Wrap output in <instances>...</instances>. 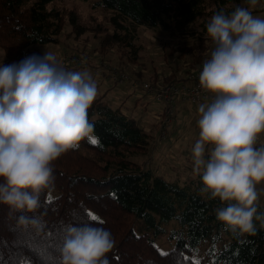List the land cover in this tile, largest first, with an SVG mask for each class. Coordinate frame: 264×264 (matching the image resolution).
Returning <instances> with one entry per match:
<instances>
[{
	"label": "trees",
	"instance_id": "16d2710c",
	"mask_svg": "<svg viewBox=\"0 0 264 264\" xmlns=\"http://www.w3.org/2000/svg\"><path fill=\"white\" fill-rule=\"evenodd\" d=\"M54 1L0 0V46L7 56L5 65L28 57L27 47L32 43L60 42L66 17L75 38L91 27L81 23L75 10L51 5ZM90 1L107 11L106 21L90 28L98 44L93 48L102 59L113 48L119 58L142 63L138 27L161 26L172 36L186 37L185 44L171 48L170 53L178 51V59L188 60V66L204 62L206 41L215 47L207 33L213 15H230L236 7H249L247 0ZM262 6L264 0L250 10L262 11ZM79 42L76 40V47ZM72 67L68 70L84 68L79 63ZM156 75L155 70L153 79ZM186 79L188 75L178 76L174 70L165 76L167 82ZM99 91L88 110L94 126L92 136L99 144L86 138L78 149L53 162V179L42 190L35 212H15L0 202V264H59L58 250L66 226L86 222L111 232L115 246L106 254L109 264H195L203 240L207 241L204 253L209 264H264V224L254 219L256 231L249 234L217 219L215 210L228 202L201 192L203 184L193 172L191 150L184 149L192 168L184 183L136 160L137 154L150 151L152 130L121 106L108 102L105 92ZM256 207L257 214H264V205L256 201ZM85 210L103 223L89 220ZM22 214L39 218L41 230L21 227L17 219ZM165 232L176 242L162 251L156 237Z\"/></svg>",
	"mask_w": 264,
	"mask_h": 264
},
{
	"label": "clouds",
	"instance_id": "9594fccd",
	"mask_svg": "<svg viewBox=\"0 0 264 264\" xmlns=\"http://www.w3.org/2000/svg\"><path fill=\"white\" fill-rule=\"evenodd\" d=\"M260 0L218 12L207 24L215 47L202 66L199 82L215 98L198 107L199 138L192 147L193 172L201 192L228 202L215 210L219 221L254 234L256 185L264 182V19L254 17ZM98 95L91 74L65 69L53 52L32 54L0 65V202L20 213L35 212L40 194L53 179V162L92 137L88 110ZM235 201V203H231ZM18 224L40 231L35 216ZM115 246L111 232L90 222L67 225L59 264H109Z\"/></svg>",
	"mask_w": 264,
	"mask_h": 264
},
{
	"label": "rangeland",
	"instance_id": "374dc122",
	"mask_svg": "<svg viewBox=\"0 0 264 264\" xmlns=\"http://www.w3.org/2000/svg\"><path fill=\"white\" fill-rule=\"evenodd\" d=\"M92 4L93 2L90 0H55L51 5L63 8L66 11L75 10L82 24L93 27L98 22L106 21L107 11ZM90 28L85 33L79 36L76 35L75 38L73 26L69 23V18L66 17L60 42L32 43L27 47V52L29 56L32 54L43 55L45 51L53 52L59 61H61L64 55L75 53L78 58V63L84 66V68L80 67L78 70L88 71L92 78H94L93 73L95 70H98L100 73L104 72L102 71L103 66L96 68V66L102 65L101 60L106 61L111 66L122 67L125 71L124 73L128 75V78L122 83L107 79L108 88L111 87L112 89L106 90L105 98L108 102H114L115 105L121 106L124 112L134 116L139 124L152 130L150 151L145 154H137L135 159L143 163L146 167L165 171L164 173L172 179H177L182 183L186 182L189 179L190 169L192 168L189 167L190 162L184 157L188 154L184 150V144L186 145V149L189 150L196 142V140L195 142L193 140L194 137L199 138L200 130L197 124L199 118L194 117L193 121L189 122L183 128L180 127L181 132L175 136V138H179L177 141L174 139L172 141L171 139L165 141L167 135L165 137L159 136L162 102L153 99L142 87L145 81L151 80L155 70L165 74L171 68L174 69L177 66H184L183 61L177 58L178 51L172 54L170 53V49H176L178 45L182 46L181 44H185L186 37L172 36L161 26L154 28L140 25L138 27V40L142 45L143 62L133 63L125 58H119L113 48L102 59L93 48L97 44V40ZM74 38L80 41L79 47H76L77 43ZM88 39L91 43H88L89 45L87 44V47L84 48L86 46L85 42H89ZM208 41L205 42L206 46L209 43ZM6 60L7 56L0 46V65H5ZM99 85V89L107 88L106 85ZM111 90L115 92V96L111 93ZM158 107H160V112H158ZM173 122L174 120L172 119L171 123ZM157 124H159L158 131L155 130V127L153 129V126ZM171 126L169 125L168 129ZM262 141H264V132L258 134V147L264 146ZM157 143L160 146L157 145L158 147H156ZM190 155L192 156V154ZM256 188L258 192L257 203L262 206L264 205V182L257 184ZM171 225L172 223H170L169 227ZM175 242V239L169 237L168 232L156 237V244L162 251L173 247ZM206 244L207 241L203 240L199 251L195 254V258L200 264H209V258L204 253V246Z\"/></svg>",
	"mask_w": 264,
	"mask_h": 264
},
{
	"label": "built area",
	"instance_id": "2783aa9c",
	"mask_svg": "<svg viewBox=\"0 0 264 264\" xmlns=\"http://www.w3.org/2000/svg\"><path fill=\"white\" fill-rule=\"evenodd\" d=\"M65 56V57H64ZM60 61L65 69H71L72 66L78 65V58L74 53L64 55ZM102 71H109L113 73V77L120 83L128 78L124 70L121 71L118 67L108 66L102 62ZM101 68V67H99ZM202 69L193 70L188 74V80L184 82H166L162 77L156 81H145L142 85L146 93H149L153 99L162 102L161 112V127L159 136L165 137L167 128L172 125L173 113L177 102H188L190 104H197L209 92L201 87L199 82V75Z\"/></svg>",
	"mask_w": 264,
	"mask_h": 264
},
{
	"label": "crops",
	"instance_id": "0c3cea01",
	"mask_svg": "<svg viewBox=\"0 0 264 264\" xmlns=\"http://www.w3.org/2000/svg\"><path fill=\"white\" fill-rule=\"evenodd\" d=\"M262 8H263L262 11L253 12L252 15L254 17H258V18L264 19V6H262ZM208 42L210 43V41H208ZM209 43L206 46L207 57L204 60V62L207 59L210 58V54H211V52L214 49L213 47H211L209 45ZM182 61H183V65L184 66H182V67L181 66H177V68H174V69L171 68L165 74L164 73H161L160 71H157V75H156V77L154 79H153V76H154V73H153V75L151 77L152 78V82L158 80L161 77L165 80V76L167 74H170L173 70L176 71V74L178 76L184 75V76L187 77V75L191 72V70L193 71V70H197V69L202 68L203 63H204L203 62L200 66H188V64H189V61L188 60H185L184 59ZM101 62L107 63L106 61H103V60H101ZM97 68H99V67H97ZM119 68L120 69H123L122 67H119ZM93 77H94L93 78L94 81L96 79V81L99 84L106 85V87H107V88L104 87L103 89H99L100 88L99 87L100 85L95 81V83L97 85V88H98V91L100 90L99 92H106L107 89L108 90L112 89L111 87L108 88L107 79H112V80H114V81L117 82V80L113 77V73H111L109 71H104L103 73H100L98 70H95V72L93 73ZM185 81H187V79ZM172 82H174V81H172ZM111 93L115 96V92L113 90H111ZM214 98H215V93H212V92L209 91L207 93V95L202 99V101L199 102V103H197V104H190L188 102H182V101L177 102V104L175 106V109H174V113H173V120H174V122L172 123L171 128H169V129L167 128L168 129L167 130V134H166L167 137H166V140L165 141H169L170 139H171V141L173 139L177 141L179 138H175V136H177V134H179L181 132L180 127L183 128L189 122L193 121L194 120V117L195 118H199V114H198V107H199V105L202 104V103L203 104L210 103ZM112 104L115 105L114 102H112ZM161 107H162V105H161ZM190 108L192 109L191 111H190ZM158 112H160V107H158ZM158 125L159 124H157L156 126H153V129L155 127V130L158 131ZM160 126H161V124H160ZM193 140L195 142V140H197V137L195 136ZM262 144H264V141H262ZM157 145L160 146L159 143L156 144V147H158ZM184 147H185L184 149H186V145L185 144H184ZM189 150H192V148L190 147Z\"/></svg>",
	"mask_w": 264,
	"mask_h": 264
},
{
	"label": "snow or ice",
	"instance_id": "6c2138e0",
	"mask_svg": "<svg viewBox=\"0 0 264 264\" xmlns=\"http://www.w3.org/2000/svg\"><path fill=\"white\" fill-rule=\"evenodd\" d=\"M89 143H91V144H99V140L96 137L92 136V137L89 138ZM85 214H86V216L88 217L89 220H91V221H99L100 223H103V221L100 220V218L98 216H96L95 213H93V212H91L89 210H85ZM49 247H55V245H50ZM173 251H175V250H173ZM162 255H168V253H162ZM184 259H187V258L185 257ZM178 264H179V262H178ZM195 264H200V262L197 260L195 262Z\"/></svg>",
	"mask_w": 264,
	"mask_h": 264
}]
</instances>
